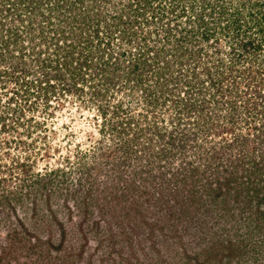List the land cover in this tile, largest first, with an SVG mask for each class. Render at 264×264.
Returning <instances> with one entry per match:
<instances>
[{"label":"trees","instance_id":"obj_1","mask_svg":"<svg viewBox=\"0 0 264 264\" xmlns=\"http://www.w3.org/2000/svg\"><path fill=\"white\" fill-rule=\"evenodd\" d=\"M86 1L89 8L84 9V0H0V13L3 15L0 17V65L4 63V67L0 68V85L13 82V92L21 93V97L27 101L34 96L32 89L37 86L40 94L36 93V96L43 95L47 100L51 92L49 88H54V82L60 83L62 90H77L78 80L83 79V68H91L99 78L110 83L121 81L131 90L134 86L130 81L136 79L137 83L141 82L145 74L156 87L158 84L164 87L172 85V78L179 77L181 90L172 100L178 103L174 108V116L169 114L164 117L163 114L152 112L154 116L151 123L145 122L144 126L136 123L137 127H134L135 107H132V103L125 101L122 104L120 100L116 104L108 102L110 115L116 119L113 130L118 127L126 135L131 132L132 139L123 140L121 149L125 155H131V145L145 153L157 147V144L164 143L159 150L164 153L157 152L162 157H167L171 152L165 150H181V153L191 151L188 158L185 156L180 160V165L167 179L162 192H159L158 200L153 202L161 205L158 209L160 213L173 214L170 215L173 217L195 208L202 210V216L206 214L205 211L210 213L216 226L222 229L225 227L223 221L234 214L236 206L244 204L241 217L235 218L231 225L234 228L232 234H226L217 247H207L201 250L202 253L197 252L194 264H244L240 257L248 253L249 250L243 246L248 245V242L264 255V53L259 55L260 51H264V0H201L202 10L196 11L195 19L201 23L200 40L204 42L193 40V36L187 39L171 33L172 19L168 15L173 12L177 14V11L184 13L189 9L181 2ZM116 1L117 4H114ZM149 11L151 16L146 15ZM212 14L216 17L205 20L207 15L211 17ZM139 16V25L144 21L146 24H159V31H139L136 25ZM8 20L12 22H5ZM19 24L22 28H19ZM209 24L212 27H208ZM230 28L235 31V43L226 37ZM182 31H188L185 36L193 32L186 28ZM162 33L166 43L161 45L159 35ZM170 35H173L172 39ZM210 37L212 40L208 42ZM173 40L176 46L171 45ZM183 42L195 45L190 47L193 48L191 50ZM126 43L138 46L136 54L132 53L131 48V55L125 56L128 52ZM169 45L171 47L168 48ZM166 49L182 51L179 57L171 59V56L164 55ZM17 52L20 55H15ZM26 55L35 57L36 67L43 71L42 76L32 75L33 68L21 63L26 60ZM16 58L17 62H11ZM65 72L71 74L70 81L65 78ZM245 72L249 76H244ZM243 79L248 82L240 87L239 81ZM12 96L9 99H14ZM150 102L157 108L162 101L158 102L152 96ZM10 107H7V111ZM20 113L23 114L24 110ZM120 115L125 117V122L117 121ZM2 119L0 115L1 122ZM242 120L245 122L243 125L239 124ZM2 123L1 127L5 130L6 124L4 121ZM15 127L12 124L8 129ZM20 141L23 142L22 139ZM261 146L263 150L258 149ZM111 151L106 155H111ZM17 161L13 162V169L16 165L21 168L27 166ZM25 172L23 176L26 183L20 188L24 195L4 190L6 177H0V209L12 210L20 225V229L12 225L4 240L0 238V264H143L135 256H124L122 247L114 246L118 236L131 245L133 231L136 232L133 227L128 233L121 226L120 233L110 232L105 240L99 241H108L110 246L107 242L108 251L104 249L98 259H94V255L101 245H98L99 249L94 248V252L87 250L89 246L78 243L83 234L74 236L67 243L66 226L49 205L50 216L47 220L51 224L52 219L58 225L59 242H53L51 228L47 230L46 236L29 231L15 205L22 203V196L30 197L32 205L36 204L32 192L38 189L43 190L48 199L52 187L64 181L66 183V179L58 178L62 176L59 170L40 174L31 165ZM89 179L90 175L87 174L86 180ZM72 195L69 192V196ZM83 198V205L79 207L84 214L89 203L86 194ZM78 203L80 201L74 205L67 202L70 214ZM211 207L216 216L212 214ZM198 222L199 227L209 226L205 217H199ZM82 223L83 220L79 227ZM240 230H247V233L241 232L244 236L235 234ZM113 253L117 254L118 259L111 256ZM16 255L18 258H15ZM234 256L237 262L231 260Z\"/></svg>","mask_w":264,"mask_h":264},{"label":"rangeland","instance_id":"obj_2","mask_svg":"<svg viewBox=\"0 0 264 264\" xmlns=\"http://www.w3.org/2000/svg\"><path fill=\"white\" fill-rule=\"evenodd\" d=\"M175 1L185 4L186 9H189L184 13L177 11V14L173 12L168 15V18L172 19L170 24L172 26L171 33L177 34L176 36L179 37H187V39L193 36V40H200L199 25L201 23L197 22L195 16L197 17V10H202L203 3L201 0ZM114 4H117V1ZM82 5L84 9L89 8L86 0ZM192 7L195 8L194 11L191 9ZM207 10L210 9L207 8ZM146 15L151 16L150 11ZM2 16L0 13V17ZM215 17L214 14L211 17L207 15L205 20ZM140 18L139 16L136 22V25L140 28L139 31L147 30L151 32L155 29L159 31V24L150 22L146 24L144 21L139 25ZM5 22L10 23L12 20ZM17 23L13 22V24ZM222 24H224V20ZM210 26L211 24L208 25V27ZM19 28H22L21 24H19ZM184 28L193 30V32L185 36L188 31L181 32ZM215 30L220 31L221 28H215ZM234 34L235 31L230 28L226 37L230 39L229 41L235 43L236 39L233 40ZM115 35H117V31ZM161 35L163 36V33L159 35L162 39ZM171 36L173 35H170V38ZM211 40L212 37L207 41ZM200 42H204L203 39ZM223 42L224 39L221 43L223 44ZM159 43L162 45L166 42L162 39ZM175 44L176 41L173 40L171 45L174 46ZM183 44L191 50L193 48L190 47L195 45L192 44L191 46L190 43L185 42ZM125 46L128 48L125 56L131 55L129 52L131 48H133L132 53L136 54L138 46L135 43L134 45L126 43ZM164 47H167V45H164ZM169 47L171 46L169 45ZM170 50L172 49H166L164 55L171 56V59L176 56L179 57L182 51V49ZM19 53L17 52L15 55H20ZM263 53L264 51H260L259 55ZM25 58L26 60L21 63L24 62L28 67L33 68L32 75L42 76L43 71L36 67L35 57L26 55ZM17 61L18 58L11 62ZM3 67L4 63L0 65V68ZM247 72L244 73V76H249L246 74ZM65 73V78L70 81L71 74ZM82 76L83 79L78 80L77 90H62V85L54 82V88H49L51 92H49L50 96L47 100L43 95L36 96V93L40 94L38 86L32 89L35 92L34 96L29 97L26 101L21 97V93L15 94L13 92V89H11L14 86L13 82H7L5 86L0 85V115L3 118L2 122L4 121L6 124V129L3 130V123L0 121V177H6V182L3 184L4 190L15 191L17 194L24 195L21 194L20 188L23 187V183L26 181L24 172L29 165L32 166L35 172L39 171L40 174L59 170V174H62V176H58V178L66 179V183L64 181L62 184L52 187L48 199L45 198L43 190H34L32 192L35 194L32 198L36 199L34 205H32L30 197L22 196V203L15 205L21 221L29 231L42 236H46L47 230L51 228L53 230L51 233L54 237L53 242L57 244L60 239V236L57 237L58 225H55L52 219H50L51 224L47 220L51 208L66 226L67 243L74 236L78 237V234H83L84 237L78 239V243L89 246L87 250L93 251L94 248L101 245L100 249L98 248V253L94 255L95 257L93 256L94 259H98L104 249L108 251V245L110 246L108 241V245L106 241L98 243L99 241L108 237L110 232L120 233L121 226L128 233L131 232V227H133L136 232L133 231L131 245L125 239H121L120 236L116 238L118 241L114 244L117 248H123L124 256H135L143 264H194V256L197 252H201L207 247H217L220 241L227 236L226 234H232L234 228H231V225L239 216L241 217L244 204L242 206L238 204L234 214H230L227 210L230 217L223 221L222 225L224 224L225 227L222 229L216 226V221L214 222L215 219L210 213L205 211L206 214L202 216V210L195 208V210L192 209L193 211L181 215L176 214L173 217H170L173 214H163V211L160 213L158 209L161 205H155L153 202L158 200L159 192H162V187L167 179L180 165V160L185 156L188 158V153H191V151L181 153V150H165L171 152L167 154V157H162L157 152L164 153L159 151L164 143L157 144V142H154L157 147H152L151 150H147L145 153L142 150H136L135 145H131L132 151L129 150L132 152L131 155H125L121 149V144L126 138L132 139L131 132L126 135L118 127L113 130L116 119L110 115L111 109L108 106V102L116 104L115 102L118 100L122 104L125 101L126 103H132V107H135L133 121L135 125H132L134 127H137L136 123L141 126H144L145 122L151 123L154 116L152 112L163 114L164 117L169 114L174 116V108L178 103L172 100L177 92L181 90L179 77L172 78V85L164 87V85L158 84L156 87L145 74L142 75L141 82L137 83L136 79L130 81V84L134 86L131 90L121 81L110 83L106 79L99 78L91 68H83ZM247 82L246 79L240 80L239 86L243 87ZM149 85H151V88H149ZM149 92L151 94L145 95ZM13 93L16 97L12 96ZM11 96L14 99H9ZM152 96L158 99V102L162 101L157 105V108L150 102ZM8 106H12L11 109H8L9 111H7ZM12 108L17 109V112L13 111ZM22 110H24L23 114L20 113ZM140 114L146 115L147 118L144 115L140 116ZM117 121L125 122V117L120 115ZM242 123H245L244 120L239 122V124ZM12 124L16 127L8 129ZM25 129L29 132L22 131ZM21 139L24 143L20 141ZM108 149L112 150L111 155H106V153H109ZM258 149L263 150L262 146ZM16 160H18L17 162H24L27 166L21 168L16 165L13 169V162ZM35 172H32V174L35 175ZM87 174L90 175L89 181L86 180ZM69 192L74 195L70 197ZM84 193L86 194L87 203H89L85 215L80 208L83 205V200H85L83 198ZM79 201L80 204L75 205L70 214L67 205H74ZM253 204L254 202L251 203L252 207ZM211 211L216 216L213 207H211ZM14 215L10 209H0L1 241L4 240L5 234L12 228V225L20 229ZM199 217L207 218L209 226L203 227L200 225L199 227ZM82 220L83 223L79 227ZM150 228L153 229L150 230ZM246 231H236L235 234L247 233ZM243 233L241 234L244 236ZM263 235L261 236L263 237ZM253 245L249 242L248 245H243L249 251L248 253L242 252L240 261L244 264H264V255L259 252L261 250L254 249L255 246ZM18 255L15 258H18ZM111 256L115 260L118 259L115 253ZM231 260L237 262V257L234 256Z\"/></svg>","mask_w":264,"mask_h":264}]
</instances>
